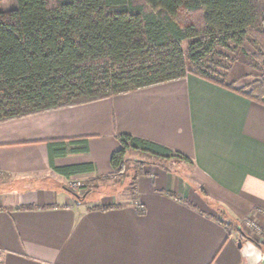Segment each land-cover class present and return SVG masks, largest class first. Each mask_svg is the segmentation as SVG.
Instances as JSON below:
<instances>
[{
    "label": "crops",
    "instance_id": "crops-1",
    "mask_svg": "<svg viewBox=\"0 0 264 264\" xmlns=\"http://www.w3.org/2000/svg\"><path fill=\"white\" fill-rule=\"evenodd\" d=\"M124 133L192 163H148L111 192ZM80 138L86 152L69 144ZM57 141L68 152L52 165ZM75 165L93 169L57 170ZM248 219L264 225V102L198 75L0 122V264H254L257 250L264 264V244L244 245Z\"/></svg>",
    "mask_w": 264,
    "mask_h": 264
},
{
    "label": "trees",
    "instance_id": "trees-1",
    "mask_svg": "<svg viewBox=\"0 0 264 264\" xmlns=\"http://www.w3.org/2000/svg\"><path fill=\"white\" fill-rule=\"evenodd\" d=\"M249 37L264 50V0H17L10 10L0 2V122L190 73L264 102V79L237 86L216 58ZM118 138L111 176L122 180L132 171L133 186L152 160L192 163L157 142L127 133ZM69 144L75 152L88 150V138ZM49 146L52 165L55 151L68 152L65 141ZM92 169L57 168L68 174Z\"/></svg>",
    "mask_w": 264,
    "mask_h": 264
},
{
    "label": "rangeland",
    "instance_id": "rangeland-1",
    "mask_svg": "<svg viewBox=\"0 0 264 264\" xmlns=\"http://www.w3.org/2000/svg\"><path fill=\"white\" fill-rule=\"evenodd\" d=\"M0 2L1 7L6 10L13 9L17 6V0H0ZM187 46L188 42H185L184 47L186 50ZM221 51L225 53V58L222 56H216V58L224 62L226 66H228L229 81H235L237 86H242L250 83L255 79H264V50L258 44H256L251 37H249V39L241 46H238L231 50L226 49ZM222 71H224V69ZM176 160L177 159H171L170 161H160L159 163L172 166L173 161ZM149 163L153 164V160ZM177 167H179L178 164ZM184 167H179V170H181L184 174H189L188 170L190 169V165L186 164V166ZM129 173V177L122 180H120L118 177H112L111 175L109 177L107 176L108 178H103V180L107 183L109 182V186L111 187H108V189L111 192L124 189L133 190L136 184L134 186L133 184H131V177L134 174L132 171H130ZM96 184L98 183L90 182L89 184L87 183L86 186H84V188L86 189L85 191H89L87 200L94 198H98L99 200L102 195L101 193L105 191V189L97 186ZM257 223L262 227L261 230H258L256 226L246 225L245 222H242L241 228L242 232L245 234L244 245L252 243L256 248L263 246L264 225L259 221ZM254 249L255 248H253V250ZM258 253L256 251L255 256L252 258L254 264H259L261 261V258L257 255Z\"/></svg>",
    "mask_w": 264,
    "mask_h": 264
},
{
    "label": "built area",
    "instance_id": "built-area-1",
    "mask_svg": "<svg viewBox=\"0 0 264 264\" xmlns=\"http://www.w3.org/2000/svg\"><path fill=\"white\" fill-rule=\"evenodd\" d=\"M80 186H82V184L80 182H74L73 183V187H75V188H78ZM257 222L258 221L256 219H248L245 221L246 225H253V226H256L258 228V230H261L262 227ZM248 238H251V237H248ZM245 247L247 248V250H252L253 248H255L256 250L258 249V247L256 248L254 246V244H252V243H248L247 245H245Z\"/></svg>",
    "mask_w": 264,
    "mask_h": 264
},
{
    "label": "water",
    "instance_id": "water-1",
    "mask_svg": "<svg viewBox=\"0 0 264 264\" xmlns=\"http://www.w3.org/2000/svg\"><path fill=\"white\" fill-rule=\"evenodd\" d=\"M75 195H76V196H79L78 193H75ZM239 245H242V241H241V240L239 241Z\"/></svg>",
    "mask_w": 264,
    "mask_h": 264
}]
</instances>
